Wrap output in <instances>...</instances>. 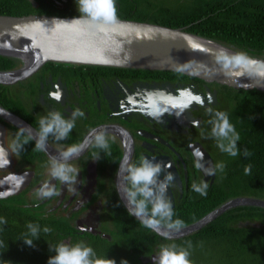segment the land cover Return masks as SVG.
Returning <instances> with one entry per match:
<instances>
[{
	"label": "flooded vegetation",
	"instance_id": "1",
	"mask_svg": "<svg viewBox=\"0 0 264 264\" xmlns=\"http://www.w3.org/2000/svg\"><path fill=\"white\" fill-rule=\"evenodd\" d=\"M19 67L17 64L9 70ZM206 87L217 91L216 104L208 100ZM188 89L203 95L208 103H196L187 115L181 111H168L165 104ZM57 94L59 100L55 99ZM0 107L5 111L4 116L0 115V126L7 130L5 145L12 164L0 171V177L27 175L19 194L5 199L16 197L35 214L46 219H60L74 229L79 241L87 242L93 237L115 239L114 221L121 216V211H127L117 193L116 176L119 164L126 156L132 163H138L144 156L171 165L166 170L174 179L167 189V197L173 209L191 199L195 200V206H202L220 182L222 171L216 166L221 163L225 166L229 157L211 137L213 116L207 111L209 108L213 113L224 111L219 88L201 80L139 71L45 65L23 81L0 84ZM77 110L84 115L76 117L75 127L66 140L56 141L49 136L46 151L36 149L34 140L26 144L32 152V162L26 161L21 153L17 156L12 152V142L19 129L15 126L19 125L8 117L21 119L37 132L39 118L50 111H59L68 118ZM92 129L107 133L110 155L94 146ZM73 144H85L81 154L70 161L79 173L74 185L53 178L49 167L50 156L58 157ZM96 152L100 153L101 159L93 160ZM209 167L215 169L214 174H206ZM204 183L207 184L206 195L194 191V184L202 186ZM44 184L54 187L57 194L41 198L38 190ZM118 209L120 214L113 216L112 211ZM122 217L125 218V214L122 213ZM248 224L252 223L238 221L239 226ZM70 241L71 238L65 240L66 243ZM160 246L155 245L154 253L142 257L143 261L153 257Z\"/></svg>",
	"mask_w": 264,
	"mask_h": 264
},
{
	"label": "trees",
	"instance_id": "2",
	"mask_svg": "<svg viewBox=\"0 0 264 264\" xmlns=\"http://www.w3.org/2000/svg\"><path fill=\"white\" fill-rule=\"evenodd\" d=\"M0 0V15L30 16L48 15L73 17L83 15L78 11V0ZM116 18L159 24L170 28H186L190 33L204 36L226 45L234 46L239 52L264 58V0H187L172 7H158L142 0H114ZM19 64L18 60L0 56V70H9ZM48 63L46 67L54 66ZM60 65V64H58ZM63 66V65H60ZM108 71H139L175 75L200 81L180 73L151 72L104 67ZM222 97L223 112H228L230 122L239 134L237 156L228 157L222 170L220 182L213 188V194L202 206L190 200L174 209L175 218L183 226L193 224L230 199L250 196L264 199V93L258 90H235L216 84ZM24 146L21 155L28 162L33 161L32 152ZM244 149L250 153L245 157ZM251 166L246 174L245 168ZM121 207V206H120ZM122 208V207H121ZM123 209V208H122ZM124 210V209H123ZM112 211L113 216L120 214ZM125 214V218L122 217ZM112 216V217H113ZM0 218L6 225H0V264H47L54 252L50 245L65 242H81L75 231L60 219H46L23 206L16 197L0 198ZM252 225L239 226L238 221ZM114 240L92 238L84 242L92 247L98 256L115 259L117 264L127 260L128 264H150L142 257L151 256L155 245L175 243L188 247L191 243L192 264H264V209L259 207H237L218 217L200 231L179 240H167L155 231L145 228L127 211L114 221ZM40 228V238L34 246L26 245L21 238L28 232L27 224ZM254 226V227H253ZM49 228L44 233L43 228Z\"/></svg>",
	"mask_w": 264,
	"mask_h": 264
},
{
	"label": "water",
	"instance_id": "3",
	"mask_svg": "<svg viewBox=\"0 0 264 264\" xmlns=\"http://www.w3.org/2000/svg\"><path fill=\"white\" fill-rule=\"evenodd\" d=\"M30 1L34 6H38L35 0ZM79 17L83 15L73 17L0 15V56L18 60L20 64L19 68L13 70H0V84L23 81L48 63H54L68 66L173 72L199 79L206 84H218L235 90H258L264 93V85L256 87L255 80L241 74L242 69L223 66L220 59L222 50L228 54L238 52L232 45L190 33L186 28L174 29L134 20L116 18L113 23L102 24L83 18L71 22ZM248 56L264 60L258 56ZM206 94L208 100L213 104L217 103V91L213 92L206 87ZM196 103L204 105L208 101L203 95H196L193 90L188 89L182 90L179 96L165 105L168 111H181L187 115L188 110ZM4 113V109L0 107V115ZM8 119L19 125L15 126L17 128L21 125L27 126L21 119L16 120L12 117ZM29 127L33 133L36 132L32 126ZM0 132V147L5 149L7 133L5 126H0ZM5 151L6 156L0 157V171L12 165L8 149L6 148ZM125 158L130 160L129 156ZM26 178L25 174L0 177V198L18 195L23 189ZM122 202L124 203L123 200ZM245 206L264 209V199L250 196L233 198L199 221L183 226L180 231L170 232L168 239H183L200 231L227 211ZM165 231L167 230L162 229L160 233H156L165 238ZM147 262L153 264L151 258Z\"/></svg>",
	"mask_w": 264,
	"mask_h": 264
},
{
	"label": "clouds",
	"instance_id": "4",
	"mask_svg": "<svg viewBox=\"0 0 264 264\" xmlns=\"http://www.w3.org/2000/svg\"><path fill=\"white\" fill-rule=\"evenodd\" d=\"M78 11L83 17L75 18L71 22L87 18L93 23L110 24L116 20V7L114 0H78ZM68 23L64 20L53 19ZM221 62L225 68L242 69V75H247L250 79L255 80L256 87L264 85V60H259L248 56L246 52H236L228 54L221 51ZM59 94L55 99L59 100ZM208 113L213 116L210 120L212 125L211 137L217 141V147L230 156H237L240 149L237 142L240 137L235 126L230 122L226 112L207 109ZM82 111L77 110L71 117L65 118L59 111H50L47 115L39 118V130L33 133L29 126H21L12 142V152L19 156L24 150V146L31 141H35V147L38 150L46 151L49 136L56 141L66 140L75 127L77 116H83ZM93 143L97 149L110 155L109 138L103 130H91ZM85 144H73L66 150L59 153V156H50V175L64 184H75L76 177L79 175L77 169L70 163L71 159L78 157L84 150ZM6 151L0 147V157L6 156ZM245 157L250 153L244 149ZM101 159L99 152L93 153V160ZM7 163V161H5ZM171 165H165L162 162H156L155 158L148 159L141 156L138 163H132L125 158L116 172L117 176V193L124 201L129 215L134 216L147 229L160 233L162 229L165 239L170 238L169 233L180 231L184 222L175 218V212L171 200L167 197V189L173 181V175L166 169ZM221 171L224 165H217ZM251 170V166L245 168L246 174ZM215 169L209 167L206 174H214ZM163 178L161 179V174ZM207 184L202 186L193 185L194 191L201 195H206ZM54 187L44 184L38 190L41 198L56 195ZM7 220L0 218V225H6ZM28 232L24 235L23 242L28 246H34V240L40 236L38 225L27 224ZM51 230L43 228L44 233ZM0 247H4V242L0 241ZM191 243L188 247H182L175 243L163 244L159 247L156 254L151 257L153 264H192L190 259ZM49 250L55 254L50 256L47 264H117L115 259H109L105 256H98L95 250L87 246L83 241L75 244L58 243L49 244ZM120 264H128L127 260H121Z\"/></svg>",
	"mask_w": 264,
	"mask_h": 264
},
{
	"label": "rangeland",
	"instance_id": "5",
	"mask_svg": "<svg viewBox=\"0 0 264 264\" xmlns=\"http://www.w3.org/2000/svg\"><path fill=\"white\" fill-rule=\"evenodd\" d=\"M142 1L145 3H151L153 6L155 5L158 7H172L176 5L178 2L187 1V0H142ZM252 224H248V225H252Z\"/></svg>",
	"mask_w": 264,
	"mask_h": 264
}]
</instances>
